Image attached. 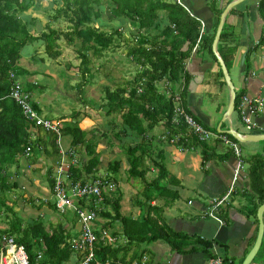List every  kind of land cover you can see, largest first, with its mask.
<instances>
[{
  "label": "trees",
  "instance_id": "obj_1",
  "mask_svg": "<svg viewBox=\"0 0 264 264\" xmlns=\"http://www.w3.org/2000/svg\"><path fill=\"white\" fill-rule=\"evenodd\" d=\"M53 4V9L48 12V20L41 25L39 24L41 21L26 14L35 5V0H0V216L5 215L4 218L10 221L9 227L3 233L14 237L17 244L25 247L31 263L34 262L36 253L41 251H43L41 264H63L72 254L67 242L70 235L62 229L61 225H57L51 232L44 230L42 223L38 222L23 228L20 219L12 209L13 206L8 205L5 196H2V193L19 187L17 183L9 186L7 171L11 166L18 165L19 158L25 157L23 153L27 144L32 143L33 152L38 148L48 152L51 157L58 151L55 136L42 132L48 137L46 138V135L41 137L39 129L35 133L37 137L31 141L30 125L23 118L19 107L7 97L12 83L9 77L10 72L14 73L15 78L24 74L19 66L21 50L26 45L40 43L44 49L43 54L51 60H57L61 56L59 42L64 40L66 46L75 48L82 74H89L92 77L91 69L88 68L92 60L101 57L105 51L114 47L116 42L121 41L127 43L126 57L139 66L140 72L131 83L127 84V87L122 85L110 90L103 86L105 103H102L100 108L107 116L115 114L120 117L122 133L129 131L140 137L139 143L127 149L128 175L145 181L150 163L151 167L156 169V176L144 183L141 193L143 200L137 201L142 212L136 218L121 214L119 195L105 196L104 209L99 216L108 220L107 226L119 223L120 235L128 246L163 241L172 251L178 253H183L188 248L193 250L197 245L203 252L209 253L212 247L211 242L197 241L174 232L165 224L164 207L176 200L177 193L170 187L177 183L165 169L161 156H158L157 160H152L149 144L144 139L150 125L143 126L144 122L156 123L162 118L167 129L170 132L174 131L171 124L174 106L172 96L165 98V95L158 91L156 84L167 81L170 86L184 85L185 91L188 79L185 64L196 46L202 29L201 22L189 9L175 3L174 0L171 2L166 0H54ZM209 7L215 21L208 31H205L204 27L197 48L216 61L211 45L223 9L216 8L213 0L210 1ZM104 10L108 11L116 21L122 19L128 22L129 26L121 24L111 31L96 27L95 24L102 26ZM257 10L264 21V0L259 1ZM62 25L64 29H60ZM224 28L223 26L220 39L223 37ZM127 33L128 37H125ZM261 43H264V27L259 41V44ZM88 53H91V57ZM222 58L227 65L226 58ZM139 87L142 89L141 93L137 92ZM25 90L29 92L27 87ZM239 100L240 94L236 96L234 112L237 110ZM32 102H34L33 99ZM34 107L38 110L37 104H34ZM178 127L182 129L185 125L181 124ZM64 135L71 137L69 147L73 148L77 155L80 154L81 166L71 169L72 178L82 179L94 173L93 170L98 165L95 144L92 141H85V133L76 126H65L62 129V136ZM228 137L234 140L231 136L228 135ZM190 140L198 143L194 137ZM45 145L50 147V151H47ZM82 147L85 150L81 153ZM29 158L25 159L29 160ZM251 166L250 177L254 175L255 181L252 183L253 186L258 185L256 191L259 194V203H262L264 198L261 197L263 192L261 180L264 175V164L260 158H255ZM107 168L108 171L116 174L120 163H111ZM47 181L51 189L53 181L52 179ZM157 199L165 200L166 205H152L151 203ZM23 200L34 205V201L30 198L23 197ZM258 206H254L253 212H256ZM123 251L124 248L119 245L95 246L96 258L101 261L115 260ZM224 264H228L227 260Z\"/></svg>",
  "mask_w": 264,
  "mask_h": 264
},
{
  "label": "crops",
  "instance_id": "obj_2",
  "mask_svg": "<svg viewBox=\"0 0 264 264\" xmlns=\"http://www.w3.org/2000/svg\"><path fill=\"white\" fill-rule=\"evenodd\" d=\"M210 1L182 0L185 8L189 9L192 15L204 25L205 31H208L215 21L209 7ZM231 1L233 0H213L215 7L218 9H224ZM259 1L244 0L229 11L224 22L223 37L217 45L218 53L221 57H225L228 62L227 65L224 63L229 71L236 96L238 94L240 96L244 94L250 99L260 100L261 102L260 111L252 119L256 125L254 129L245 127L240 122L236 112L232 113L229 118L224 119V113L230 96L229 89L224 81L223 75L221 76L222 72L217 61H214L207 53L198 48L192 49L185 64V71L188 78L185 84V91L183 89L184 85L182 87L178 84L170 86L167 81H161L156 84L158 91L164 94L165 98L172 96L173 99L177 94L179 96V104L186 112L213 132H217L218 125H220L221 131H226L231 128L241 135H264V43L259 44L260 38L262 37L264 21L259 16L257 10ZM243 56L245 58L242 63ZM52 66L53 69H59L64 65L58 66L54 64ZM25 71V75L34 73V71L28 72L27 69ZM103 86L108 87L107 85ZM123 86L127 87V84ZM23 87L25 89V86ZM42 87L44 89V86L40 84L38 87H35L34 83L27 88L30 92H35L36 90L42 91ZM33 101L37 104L38 111L42 115L39 103L35 100ZM99 109L101 110V108ZM95 115V113L94 115L85 113L81 117L79 114L76 120L77 122L81 118L78 121L79 129L85 133V141L88 142H91L90 139H87L88 131L91 133L93 128L98 127L95 121L98 116ZM73 121L75 120L72 119L71 122ZM152 123L144 122L143 126L150 125L144 139L149 144V154L152 160H157L158 156H161L165 169L176 180L177 185L170 187V189L176 191L177 198L172 204L167 206H165L166 202L163 199H157L151 204L165 206L163 219L172 231L181 233L197 241L211 242L212 247L209 253L203 252L199 245L194 246L193 250L188 248L183 253H178L172 251L166 243V245L158 243L159 241L128 246L126 245L125 239L120 235L121 226L119 223L116 222L107 226L106 223L108 220L100 217L96 223V228L100 230V233L105 231L112 236L116 234L115 237L117 240L111 245H119L124 248L122 254L113 261L130 264L141 259L142 256H146L147 264H209L211 258L217 253L220 257L227 260L229 262L228 264H242L255 243L258 232L256 214L258 208L264 203V201L259 203V194L256 191L258 185L253 186L252 183V181H255L254 175L250 177L251 165L255 158H260L262 164H264V140L248 141L244 144L238 142L246 168L242 171L236 183L235 191L229 198L228 204L219 210V216L224 221L223 225H219L213 219H210L206 215V212L210 207V201L213 198L223 196L229 188L232 171L236 162L233 154L225 145L215 139L201 144L192 142L190 140L192 137L187 133L186 127L181 129L178 127L180 125L171 123L174 131L172 130L170 132L162 118L156 123ZM121 129L122 127L118 129L121 137L132 140L133 144L130 146H134L140 142V137L133 135L129 131L122 133ZM34 133L36 131H32V136ZM179 133L185 135L188 142L184 144H171L170 139ZM45 135L40 132L41 137ZM47 137L48 135H46ZM34 138L36 137L33 136ZM70 142L71 137L66 148L70 146ZM102 145L104 146L103 143ZM94 147L96 156L98 157V165L93 170L94 173L89 176L99 175L97 170L99 171L101 169H98L103 157L99 150L100 144L98 143ZM46 149L50 151L48 145ZM84 150L85 148L82 147L81 153ZM41 153L42 159L40 161L36 160L35 155L29 159L30 161L27 160V163L32 166L31 169L37 173L36 179L39 180L42 179V175L47 173L48 168H44L47 165L46 162L48 163L47 167H49L52 161L55 163L57 157H60L59 150L55 155L56 158L53 155L51 157L45 150L41 151ZM98 153H100L99 156ZM78 157L80 158V154H78ZM124 166L126 168L128 167L126 158ZM149 166L148 174L150 173L152 176L151 178H146L145 176V181H150L156 176V169L151 167L150 163ZM107 167L105 174L113 175L109 173ZM32 170H30L31 175L33 173ZM27 179L35 180V177L27 176ZM134 179L136 178H131V182L136 183L135 189H133V208H136V214H131L132 211L128 213L124 212L123 199L126 197V194L124 192L123 194H119L121 214L132 218H136L142 212L137 201L143 200L141 193L145 186V181H135ZM261 183L263 187L261 197L264 198V175ZM20 188L25 189L24 186ZM49 191L51 190L49 189ZM49 191L48 188L42 190V194L46 197H43L42 200L48 204V207L44 206L40 210L47 211L48 218L52 211L57 213L51 192ZM25 192L23 194L24 198H27L28 194L31 195L30 191L27 190ZM255 205L259 206L256 212H253ZM262 221L264 225V211L262 213ZM58 225H61L62 229L65 230L63 225L66 226V224L63 219H61ZM77 225L76 221L75 227L69 233L72 239L77 236ZM148 244H152L150 248L143 246ZM75 257V254L72 253L70 259L63 264H73ZM250 264H264V228L259 249Z\"/></svg>",
  "mask_w": 264,
  "mask_h": 264
},
{
  "label": "rangeland",
  "instance_id": "obj_3",
  "mask_svg": "<svg viewBox=\"0 0 264 264\" xmlns=\"http://www.w3.org/2000/svg\"><path fill=\"white\" fill-rule=\"evenodd\" d=\"M53 1L54 0H35V5L31 7L26 14L29 17H34L36 20L41 21L39 24L43 25V23L48 20V12L54 7ZM166 1L171 2L172 0ZM102 14V26L95 24L96 27H101L102 30L111 31L121 24L129 26L128 22L122 19H117L116 21L108 11L104 10ZM60 29H64L63 25ZM125 37H128V33L125 34ZM59 43L61 56L57 60L47 58L43 54L44 49L40 43L26 45L20 52L21 59L19 65L24 72H26L25 69H27L28 72L34 71V73L30 75H25L24 73L19 77L20 80L19 78L17 79L22 86L25 87L34 83L35 87H38L39 84L44 86V89L43 87L41 88L43 89L42 91L36 90L35 92L29 91L28 93H30L33 100L39 103L42 116L58 122V124L62 126V129L63 126L70 125L79 127L78 121L81 118L76 122L79 114L81 117H83L85 113H91L92 115L95 113L98 116L95 120L98 127L93 128L91 133L88 131L87 135L88 140L90 139L92 142L100 144L99 150L103 155L102 162L101 164L99 163L98 166V169H101H99V171L97 170V172L99 175L107 177L116 185L115 192L110 195L117 197L120 193L123 194L124 192L126 194V197L123 199L124 212L128 213L132 211L131 214H136V208H133V189H135L136 183L131 182V177L127 172L129 169L127 149L133 142L132 140L123 139L124 137H121L119 134L118 129L122 127L120 117L115 114L107 116L104 114V111L99 108L102 103H105V101H103V85H107L110 90H114L117 86L131 83L140 72V68L126 57L125 52L127 43L119 41L115 43L116 45L114 47L112 46L111 49L105 51L101 57L92 60L88 67L91 69L92 77H90L89 74L83 75L79 67L80 60L77 58L75 48L73 46H66L64 40ZM88 55L91 57V53H88ZM54 64L64 66L60 67L61 69H53L52 65ZM48 72L49 74L47 75ZM74 114L77 116L73 117L72 115ZM72 119L75 121L71 122ZM36 135L35 133L33 134L34 137H37ZM69 140L70 137L68 135L62 137L61 144L64 149H66ZM41 154V151L37 148L29 159L35 155L36 160L40 161L42 159ZM99 155L100 153H98V156ZM25 158L27 157L19 158L18 165H13L8 169L7 180L9 186L13 183H17L19 187L24 186L25 191H30L31 195L27 193V198L32 199L34 205L23 200V194L26 192L19 187L12 191L2 193V196H5L8 205L13 206L12 209L20 219L23 228L27 225H32L34 222H38L42 223L44 230L53 231L58 223H60L61 219H63L66 224V226L63 225V227L69 234L76 224L73 211L67 210L64 214H59L58 212L57 214L52 211L49 218L47 217V211H40L42 207H48V204L42 200V198L45 197L42 194V190L48 188L49 191L50 187L47 180H53V177H55V163L56 161L58 163L60 157H57L55 163L52 161L49 167H47L48 163L46 162L47 165L44 168H48L47 173L42 175L43 177L41 180L36 179L37 173L34 172L35 170L31 169L32 166L27 163V159L25 160ZM125 158L128 163L127 168L124 166ZM114 162L120 163L119 171L114 175V173H111L109 170V173L113 175L110 176L108 173L106 175V167ZM30 170L33 172L32 175ZM147 174L146 178H151L152 175L150 173ZM27 176L35 177V180H28ZM134 180L142 181L139 178ZM4 216H0V231H2L0 234H6L3 233V231L7 229L10 224V221L5 219ZM158 243L166 245L162 241ZM151 245L152 244L143 246L150 248Z\"/></svg>",
  "mask_w": 264,
  "mask_h": 264
},
{
  "label": "built area",
  "instance_id": "obj_4",
  "mask_svg": "<svg viewBox=\"0 0 264 264\" xmlns=\"http://www.w3.org/2000/svg\"><path fill=\"white\" fill-rule=\"evenodd\" d=\"M174 1L185 8L182 0ZM203 31L204 25L202 24V29L194 49L197 48ZM9 77L12 79V83L7 97L19 107L23 118L30 125L31 130L34 132L39 129L41 132L55 136V143L59 150L60 158L56 165L55 177H53L50 192L56 212L64 214L67 210L73 211L78 224L77 236L67 241L69 249L76 256L73 264H123L111 259L101 261L95 255L96 245H111L117 240L116 237L105 231L100 233V230L96 228V223L100 218L99 213L104 209L105 196L115 192L116 185L107 177L101 175L84 176L82 179L77 180L72 178L71 169L73 167L79 168L81 160L73 148H63L61 144L62 127L58 122L47 119L39 113L34 107L35 103L32 102L30 93L15 78L14 73L10 72ZM141 91L142 89L139 87L137 92L141 93ZM173 103V118L171 123L174 125L184 124L188 131L187 133L191 137H194L198 143H205L212 139L217 140L225 145L235 158V167L232 171L228 190L223 196L213 198L206 212V215L210 219H213L219 225H223L224 221L219 216V210L228 204L229 198L235 191L236 183L242 171L246 168V164L241 156L239 143L230 139L228 134L213 132L196 121L179 104V96L177 94L173 97ZM260 108V100L250 99L244 94L241 95L236 110L240 122L248 129H254L256 125L252 119L258 114ZM34 139L31 134V141ZM186 142H188V139L180 133L170 139L171 144H184ZM32 154L33 147L30 142L24 147L23 155L28 158ZM42 260L43 251L37 252L34 262L31 263L23 245L17 244L14 237L8 234H0V264H41ZM225 261L224 258L216 253L209 264H224ZM130 264H147V257L142 256L141 259Z\"/></svg>",
  "mask_w": 264,
  "mask_h": 264
},
{
  "label": "water",
  "instance_id": "obj_5",
  "mask_svg": "<svg viewBox=\"0 0 264 264\" xmlns=\"http://www.w3.org/2000/svg\"><path fill=\"white\" fill-rule=\"evenodd\" d=\"M243 1L244 0H233V1H231L230 3H228L226 5V7L220 13L218 25H217L215 35H214L212 45H211L212 53L214 54V56L216 58L217 64H218V66L222 72V75L224 77V81H225V83L229 89V92H230L228 105H227L226 111L224 113V119L229 118L232 115V113H234L236 92H235L234 86L232 84V81L230 79L229 71H228V69L224 63V60L222 59V57L218 53L217 45H218V42L220 40V35L222 32L224 22H225V18L227 16V14L229 13V11L231 9H233L234 7H236L238 4H240ZM244 58H245V56H243V58H242V61H241L242 63L244 62ZM217 132L226 133L229 136H231L235 141H237L241 144H244L248 141L264 140V135H241L231 128L226 130V131H221L220 125H218ZM263 211H264V203L258 208L257 214H256V217L258 220V232H257V237L255 240V243H254L251 251L248 253V255L243 260L242 264H250L251 261L253 260L254 256L256 255L258 249H259L262 234H263V228H264L263 221H262Z\"/></svg>",
  "mask_w": 264,
  "mask_h": 264
}]
</instances>
